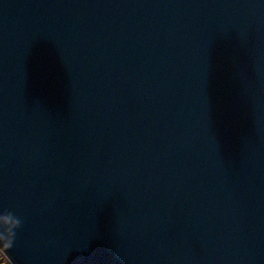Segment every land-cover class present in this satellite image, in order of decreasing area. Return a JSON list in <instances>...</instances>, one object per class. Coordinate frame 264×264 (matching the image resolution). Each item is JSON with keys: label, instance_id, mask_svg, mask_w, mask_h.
I'll list each match as a JSON object with an SVG mask.
<instances>
[{"label": "water", "instance_id": "obj_1", "mask_svg": "<svg viewBox=\"0 0 264 264\" xmlns=\"http://www.w3.org/2000/svg\"><path fill=\"white\" fill-rule=\"evenodd\" d=\"M10 264H264V0H0Z\"/></svg>", "mask_w": 264, "mask_h": 264}, {"label": "clouds", "instance_id": "obj_2", "mask_svg": "<svg viewBox=\"0 0 264 264\" xmlns=\"http://www.w3.org/2000/svg\"><path fill=\"white\" fill-rule=\"evenodd\" d=\"M21 227V220L14 213L6 211L0 215V239L8 238V247L15 239L17 230Z\"/></svg>", "mask_w": 264, "mask_h": 264}, {"label": "rangeland", "instance_id": "obj_3", "mask_svg": "<svg viewBox=\"0 0 264 264\" xmlns=\"http://www.w3.org/2000/svg\"><path fill=\"white\" fill-rule=\"evenodd\" d=\"M0 264H10L1 252H0Z\"/></svg>", "mask_w": 264, "mask_h": 264}]
</instances>
